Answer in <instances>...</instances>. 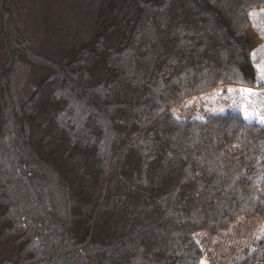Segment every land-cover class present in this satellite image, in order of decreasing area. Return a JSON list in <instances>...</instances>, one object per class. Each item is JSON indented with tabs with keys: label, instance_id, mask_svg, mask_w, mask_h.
<instances>
[{
	"label": "trees",
	"instance_id": "trees-1",
	"mask_svg": "<svg viewBox=\"0 0 264 264\" xmlns=\"http://www.w3.org/2000/svg\"><path fill=\"white\" fill-rule=\"evenodd\" d=\"M0 0V264H203L193 233L264 218V124L179 120L184 97L264 87V0H90L60 59ZM44 68L23 102L24 72ZM232 264H264L257 247Z\"/></svg>",
	"mask_w": 264,
	"mask_h": 264
},
{
	"label": "rangeland",
	"instance_id": "rangeland-1",
	"mask_svg": "<svg viewBox=\"0 0 264 264\" xmlns=\"http://www.w3.org/2000/svg\"><path fill=\"white\" fill-rule=\"evenodd\" d=\"M92 2L97 4L99 0ZM89 3L90 0L10 1L14 21L33 49L54 59H60L69 49L78 48L92 38L94 21L87 11ZM260 18L264 21V16ZM3 37L4 18L0 11V76L7 58ZM44 73V68L29 64L23 75V102L30 99ZM245 106L249 116H264V87L220 86L184 97L172 107L171 113L181 121L207 120L214 114L234 112L244 117ZM263 233L264 218L260 214L239 215L217 233L201 228L193 237L202 248L203 264H232L252 252ZM14 251V245L0 244V260Z\"/></svg>",
	"mask_w": 264,
	"mask_h": 264
},
{
	"label": "snow or ice",
	"instance_id": "snow-or-ice-1",
	"mask_svg": "<svg viewBox=\"0 0 264 264\" xmlns=\"http://www.w3.org/2000/svg\"><path fill=\"white\" fill-rule=\"evenodd\" d=\"M258 71L261 73L260 79L264 80V67L259 68ZM244 118L246 120H258L260 123L264 124V116H259L258 114H253L252 116H249L247 112V106H245Z\"/></svg>",
	"mask_w": 264,
	"mask_h": 264
}]
</instances>
